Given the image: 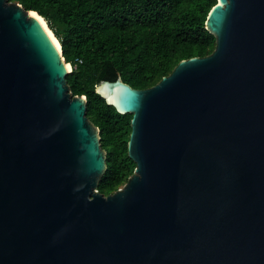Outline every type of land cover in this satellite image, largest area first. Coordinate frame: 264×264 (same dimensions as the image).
Wrapping results in <instances>:
<instances>
[{"label": "water", "instance_id": "1", "mask_svg": "<svg viewBox=\"0 0 264 264\" xmlns=\"http://www.w3.org/2000/svg\"><path fill=\"white\" fill-rule=\"evenodd\" d=\"M30 12L0 0V264H264V0H217L212 53L154 86H96L132 115L136 167L106 197L86 98Z\"/></svg>", "mask_w": 264, "mask_h": 264}, {"label": "trees", "instance_id": "2", "mask_svg": "<svg viewBox=\"0 0 264 264\" xmlns=\"http://www.w3.org/2000/svg\"><path fill=\"white\" fill-rule=\"evenodd\" d=\"M46 22L72 67L66 81L72 96L86 98V117L98 130L106 171L97 191L108 196L132 176L127 144L132 115L119 114L95 91L117 78L147 89L182 60L203 58L215 48L205 29L217 0H8Z\"/></svg>", "mask_w": 264, "mask_h": 264}, {"label": "bare ground", "instance_id": "3", "mask_svg": "<svg viewBox=\"0 0 264 264\" xmlns=\"http://www.w3.org/2000/svg\"><path fill=\"white\" fill-rule=\"evenodd\" d=\"M29 18L35 20L41 27V29L43 30V32L45 33V35L47 36V38L49 39V41L51 42V44L53 45V47L55 48V50L57 51V53L59 55H61V46L59 44V42L55 39V37L53 36L52 32L49 30V28L47 27L46 22L43 20V18H41L40 16H38L36 13L34 12H30L29 13ZM63 61V59H62ZM64 62V61H63ZM64 68L65 70L69 73L71 72V66L70 64L64 62ZM100 91L103 93V91L100 89Z\"/></svg>", "mask_w": 264, "mask_h": 264}, {"label": "rangeland", "instance_id": "4", "mask_svg": "<svg viewBox=\"0 0 264 264\" xmlns=\"http://www.w3.org/2000/svg\"><path fill=\"white\" fill-rule=\"evenodd\" d=\"M71 66V65H70ZM71 70H72V67H71Z\"/></svg>", "mask_w": 264, "mask_h": 264}]
</instances>
